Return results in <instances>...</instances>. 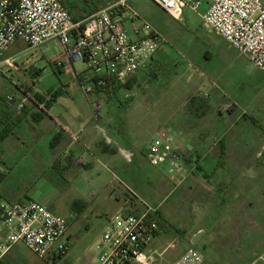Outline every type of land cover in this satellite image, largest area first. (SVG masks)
Here are the masks:
<instances>
[{
  "label": "crops",
  "instance_id": "obj_1",
  "mask_svg": "<svg viewBox=\"0 0 264 264\" xmlns=\"http://www.w3.org/2000/svg\"><path fill=\"white\" fill-rule=\"evenodd\" d=\"M130 2L131 0L129 8L132 9ZM76 3H78L77 0H65L63 3L70 14L72 8L74 16L79 11L78 17H72L76 21L95 12V10H91L85 14V6L78 7L77 10ZM159 9L171 18L160 7ZM139 15L142 17L141 14ZM152 27L162 37L160 30L153 25ZM161 46L162 44L153 58L131 79L134 80V84L138 81L139 74L149 73L155 67ZM7 52L9 53L10 49ZM61 54L64 55L63 51ZM238 55L241 56L239 53ZM14 56L15 54L12 53L9 57ZM65 59L67 58L65 57ZM246 60L249 65L245 67V71L239 70V72L252 80V91L243 100L232 96L234 109L230 111L236 117L234 116L231 127L240 122H247L251 139H263L264 73L255 68L247 58ZM71 64L74 69L75 83L82 91L86 85L85 68L78 72L75 70L74 61H71ZM62 67L64 65L58 68L63 69ZM69 87L64 86L67 90L64 89L61 92L70 95L71 88ZM17 90L19 96L0 100L1 186L6 185V182L12 178L17 179V183H23V180L30 176L38 165L45 169L55 166L52 165L56 161L54 155L59 153L64 157V160L69 158L67 166L64 167L66 169L63 171L66 175L68 174L65 172L66 170L70 171L81 167V169L87 170V173L94 179L92 184H86L87 180L81 179L80 186L78 185L80 188L78 201L87 204L93 203L98 194L93 185L100 184L101 189L110 192L107 198L115 203L113 215L139 211L143 203L159 208L160 215L165 219V222H160L155 238L148 248V264H174L189 248H194L202 254V264H264V146L258 152L256 144H253V147L252 145H241L238 142L237 134L232 148L239 155L238 161L233 160L232 163H228L225 158L221 164L219 163L220 154L217 159L215 157L207 159L205 154L207 141L200 134H194L192 130L190 131L180 124L181 126L174 128L175 133H171L183 144L185 143V146L200 155L201 160L198 167L181 181L170 178L160 169L157 170L160 178L165 176L171 181V202L164 204L168 195L163 196V200L159 203L151 202L139 196L134 190H131L130 198L122 199L115 194L116 186L113 180L115 171L120 166L117 156L120 154L126 161L131 162L135 153L130 146L131 137L123 133L119 124L121 120H118V117L114 116L112 112L105 110L106 108L102 109L98 118L95 119L89 97L88 101L80 100L79 102L68 98L71 100L70 103L61 105L58 97L52 98V95L56 93L51 90L46 91L44 96L35 93L34 97L30 95L25 97L24 90L19 84H17ZM37 95H40L41 99H38ZM120 103L125 107L129 104V102L121 100ZM107 104L108 102L106 106ZM111 113L112 116H110ZM192 117L194 116L192 115ZM101 130H104L111 139V144L105 141ZM54 142L57 144L53 147ZM250 154L252 157L249 159L248 155ZM126 155L129 157L126 158ZM196 158L194 157V159ZM75 174L77 175V172L73 173V175ZM121 181L126 185V182ZM154 187L153 184L152 188ZM29 192L31 190H27L21 196L13 197L4 190H0V197L8 203H18L26 200L24 197L27 196L29 199L49 203L52 210L53 199L51 197L40 198L42 195H38V191H35L32 195L34 197H32ZM87 208L78 205L75 209L72 208L74 212L67 215L69 250L73 239L71 234L73 223L83 217ZM101 212L100 210L96 211V219L102 218L103 213ZM110 216V214H105V218L99 224V231L86 244L85 256H87V260L83 264L98 263L100 254L96 251L95 246ZM17 246L7 254L4 264H14V258L11 255ZM65 258L66 256L57 264L65 262Z\"/></svg>",
  "mask_w": 264,
  "mask_h": 264
},
{
  "label": "rangeland",
  "instance_id": "obj_2",
  "mask_svg": "<svg viewBox=\"0 0 264 264\" xmlns=\"http://www.w3.org/2000/svg\"><path fill=\"white\" fill-rule=\"evenodd\" d=\"M77 1L76 9L85 6V14H87L91 10L98 11L112 0ZM130 6L132 10L141 14L143 19L159 29L164 39L156 58L157 64L149 73L139 74L138 81L132 88L122 89L115 97L98 92L87 95L84 89L81 91L75 83L71 61L61 54L62 46L58 41L52 40L33 50L21 41H17L10 46V52H7L9 56L15 54L12 57L16 64L14 69L0 73V100L19 96L17 84L24 90L25 97L28 95L34 97L35 93L44 96L46 91L51 90L58 94L61 105L70 103L71 100L68 98L78 102L88 101V97L99 100L103 103L101 110L106 108L105 110L112 112L118 120H121L119 124L123 133L131 137L130 146L135 153L131 162L126 161L120 154L117 156L120 166L113 177L115 194L126 199L130 198V192L134 190L145 200L157 203L163 200V196L168 195L165 203L163 202L166 205L171 202V181L165 176L160 178L157 170L160 169L166 174L165 170L151 166L146 159L147 148L160 130L175 133L174 128L182 124L194 134H200L207 141L205 153L207 159L210 157L217 159L221 152V142L224 140L225 156L220 162L225 161L226 158L228 163L239 159V155L232 148L237 134L241 145L253 147V144H256L258 152L264 146V138L252 140L247 122H240L231 127L236 117L233 116V112L231 113L234 109L232 96L243 100L252 91V80L239 72V70L245 71V67L249 65L246 58L239 56L238 52L230 48L224 40L216 37L203 25L198 14L190 9H185L182 19L176 21L165 15L150 0H131ZM73 10L72 8L71 11L74 13ZM72 12V17H78L79 11L75 16ZM62 65L65 69L58 68ZM74 67L79 72L85 68V65L82 62H74ZM64 86H70V95L61 92L66 89ZM205 93H208L207 98L204 97ZM120 100L129 102L128 106H122ZM195 109L199 113H196ZM180 143L182 144V141ZM191 152L192 156H196L193 150ZM54 156L56 161L52 165L55 166L45 169L38 165L23 183H17L18 180L12 178L6 182V185H0V190L13 197L21 196L27 190H31L30 196L38 191V195H42L40 198L53 199L54 213L67 218L70 212H74L75 201L80 199L81 179L87 180L86 184L94 183V179L81 167L66 170L65 172H68L66 175L63 171L69 158L64 160L59 153ZM251 157V154L248 155L249 159ZM75 172L77 175H73ZM182 179L184 178L179 180ZM121 180L126 182V185ZM153 184L154 188H152ZM93 186L98 194L93 203L82 202L89 209L87 208L83 217L73 223L71 249L66 255L65 262L61 264L86 262V244L99 231V224L105 218V214H110V217L115 215H113L115 203L107 198L110 192L101 189L100 184ZM24 198L29 199L27 196ZM97 210L102 211V218H95ZM160 222H165V219L161 217ZM11 257L14 258V264H46L21 244L17 246Z\"/></svg>",
  "mask_w": 264,
  "mask_h": 264
},
{
  "label": "built area",
  "instance_id": "obj_3",
  "mask_svg": "<svg viewBox=\"0 0 264 264\" xmlns=\"http://www.w3.org/2000/svg\"><path fill=\"white\" fill-rule=\"evenodd\" d=\"M129 1L112 0L75 21L62 0H0V73L16 65L6 56L15 42L33 50L56 40L67 59L84 63L87 95L103 93L107 81L126 85L164 42L148 21L129 8ZM150 1L176 21L182 19L185 9L197 13L216 37L264 73V0ZM102 106L91 99L95 119ZM101 132L111 144L104 130ZM180 142L172 133L160 130L146 151L149 164L164 169L172 179H186L196 168V159ZM160 218L159 208L146 203L139 211L110 217L95 246L100 254L97 264H148V248ZM68 228L67 218L54 213L47 202L8 203L0 197V264L19 244L46 264H57L69 252ZM202 262V254L189 248L174 264Z\"/></svg>",
  "mask_w": 264,
  "mask_h": 264
},
{
  "label": "trees",
  "instance_id": "obj_4",
  "mask_svg": "<svg viewBox=\"0 0 264 264\" xmlns=\"http://www.w3.org/2000/svg\"><path fill=\"white\" fill-rule=\"evenodd\" d=\"M76 21V20H75ZM134 84V80H131V81H129L126 85H124V86H121V85H119V84H117V83H114V82H112V81H107V83H106V86H105V91H104V93L105 94H108V95H110V96H113V97H115V96H117V94L122 90V89H129V88H131L132 87V85ZM58 96V94H53L52 95V98L53 99H55L56 97ZM37 98L38 99H41V96L40 95H37ZM55 141H56V138H55ZM56 142H54L53 143V147L54 146H56ZM221 152H220V159L222 160V159H224L223 157L225 156V151H224V140L221 142ZM194 154L196 155V156H193V157H197L196 159H199V157H200V155H197L195 152H194ZM263 156H264V151H263ZM192 162H194V161H189V164H192ZM224 162V161H223ZM222 161L220 162L221 164L223 163ZM195 163H196V168L198 167V165H199V162H198V160H196L195 161ZM195 168V169H196ZM78 205H80L82 208L84 207V205L82 204V202L81 201H75V204H74V206H73V208L75 209Z\"/></svg>",
  "mask_w": 264,
  "mask_h": 264
}]
</instances>
